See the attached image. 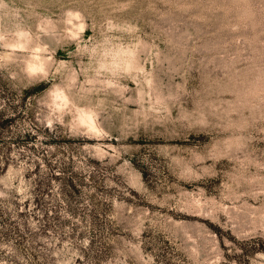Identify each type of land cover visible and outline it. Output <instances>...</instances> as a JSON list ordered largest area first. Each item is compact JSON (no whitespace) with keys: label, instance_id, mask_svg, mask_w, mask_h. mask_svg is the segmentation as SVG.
Wrapping results in <instances>:
<instances>
[{"label":"rangeland","instance_id":"374dc122","mask_svg":"<svg viewBox=\"0 0 264 264\" xmlns=\"http://www.w3.org/2000/svg\"><path fill=\"white\" fill-rule=\"evenodd\" d=\"M0 264H264V0H0Z\"/></svg>","mask_w":264,"mask_h":264}]
</instances>
